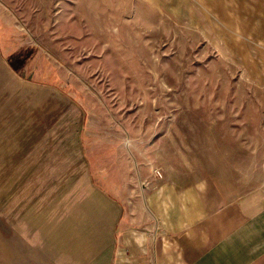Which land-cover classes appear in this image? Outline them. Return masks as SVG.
Returning a JSON list of instances; mask_svg holds the SVG:
<instances>
[{
	"label": "rangeland",
	"instance_id": "obj_1",
	"mask_svg": "<svg viewBox=\"0 0 264 264\" xmlns=\"http://www.w3.org/2000/svg\"><path fill=\"white\" fill-rule=\"evenodd\" d=\"M0 33L13 50L0 56L13 87L0 101V264H40L73 141L96 159L94 184L118 143L179 177L231 141L264 187V0H0Z\"/></svg>",
	"mask_w": 264,
	"mask_h": 264
},
{
	"label": "crops",
	"instance_id": "obj_2",
	"mask_svg": "<svg viewBox=\"0 0 264 264\" xmlns=\"http://www.w3.org/2000/svg\"><path fill=\"white\" fill-rule=\"evenodd\" d=\"M4 49L1 45L2 57L13 53L10 48L5 56ZM4 67L0 101L13 89ZM3 128L5 149L10 132ZM73 142L66 152L70 161L62 165L59 156L55 163L53 181L71 183L45 211L52 220L40 221V264H264L263 181L256 185L245 175L249 170L231 159L237 143L209 148L188 166L194 174L179 177L164 161L141 162L135 142L132 149L118 143L115 171L99 172L101 182L94 184L96 159L77 156Z\"/></svg>",
	"mask_w": 264,
	"mask_h": 264
}]
</instances>
